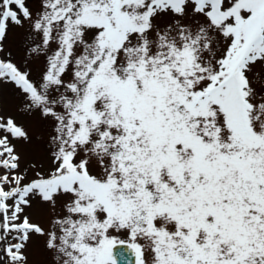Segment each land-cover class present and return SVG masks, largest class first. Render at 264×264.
<instances>
[{"label": "snow or ice", "instance_id": "obj_1", "mask_svg": "<svg viewBox=\"0 0 264 264\" xmlns=\"http://www.w3.org/2000/svg\"><path fill=\"white\" fill-rule=\"evenodd\" d=\"M0 264H264V0H0Z\"/></svg>", "mask_w": 264, "mask_h": 264}]
</instances>
